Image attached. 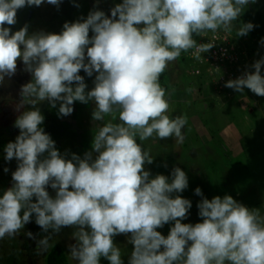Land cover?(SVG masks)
I'll return each instance as SVG.
<instances>
[{"label":"clouds","instance_id":"clouds-1","mask_svg":"<svg viewBox=\"0 0 264 264\" xmlns=\"http://www.w3.org/2000/svg\"><path fill=\"white\" fill-rule=\"evenodd\" d=\"M61 2L0 0V85L16 74L18 62L31 76L20 87L14 122L19 134L3 148L5 162L14 159L17 166L11 186L0 192V239L34 221L48 233L37 241L41 249L62 228H73L68 249L78 264H100L101 258L125 264L114 243L118 235L132 245L127 264H264V218L258 210L227 194L208 199L196 187L200 222H182L192 208L180 195L189 185L186 172L173 167L169 175L152 176L145 165L154 158L137 140L155 134L183 142L186 118L167 114L160 74L181 52L194 48L200 59L214 43L198 44L193 34L230 31L256 0H120L108 14L94 7L86 18L66 21L59 33H30L27 23L16 31L10 27L22 8ZM254 27L240 21L236 35ZM262 66L264 56L225 87L264 96ZM81 71L87 77L95 73L91 89ZM45 101L59 105L58 117L70 115L80 102L94 105L92 121L118 113L119 122L103 123L91 150L68 158L41 126L39 105ZM25 105L30 107L21 111ZM166 224L165 236L158 229ZM26 235L35 239L30 231Z\"/></svg>","mask_w":264,"mask_h":264},{"label":"rangeland","instance_id":"rangeland-1","mask_svg":"<svg viewBox=\"0 0 264 264\" xmlns=\"http://www.w3.org/2000/svg\"><path fill=\"white\" fill-rule=\"evenodd\" d=\"M119 2L120 0H99L97 4V0H74L73 6L68 12V22L76 21L81 17L86 18L94 7H98L108 14L110 8ZM69 4L70 0H62L59 6L42 4L37 8L38 16L32 23L25 21L22 8L21 12H17V23L10 27L16 31L27 23L29 27L32 26L33 31H41L43 26L51 24L53 27L49 28L48 32L59 33L62 30V24L59 23V17L54 18L58 14L67 13ZM253 7L250 14L252 12L254 15H261L264 11L262 5L258 4ZM248 8L250 9V7ZM248 8L245 7L242 10L241 16L233 22L230 31L218 29L216 32L209 30L203 34H193V39L196 42L203 37L209 38L212 34L229 36L228 41L237 48L240 57V75L245 70L253 71L254 69H251L250 66L257 60V54L249 35L241 37L236 35L240 21L244 22L243 18L245 17L243 16ZM245 21L249 22L247 19ZM201 58H194L192 51L188 50L181 52V55L169 62L166 67L168 83L164 90L169 105H173V99H178L177 97L183 95L187 100L183 101L186 104L181 103L178 111H173V107H169L167 112L170 118L176 116L186 118V124L182 129L183 142L178 143L175 137L159 139L155 134L143 141H140L138 137L137 140L151 156L159 157L155 164V175H169L173 167H182L181 169L188 173V188L180 195L191 200L192 208L188 219L182 222H200L197 207L193 206L201 200V197L194 192L196 187H200L203 196L208 199L217 195L221 197L226 194L231 195L248 208L258 210L260 217L264 218V96H258L247 88L243 92L222 88L214 70L213 57H211L212 59L208 58L207 54L202 53ZM231 61L233 62V60ZM80 75L85 77V83L91 89L94 86L95 73L93 77H87L81 71ZM194 78L198 81L200 90L196 88L195 91H191L188 81L194 80ZM30 79V74L24 72L23 65L18 62L16 74L11 78L6 77L4 91L3 88L0 90V143H3L0 144V167H2L0 168V192L11 186V173L17 166L14 159L5 162L3 148L8 142L14 141L19 134V129L14 127L15 119L19 115L17 111L20 102L19 92L21 85ZM29 107V105H25L21 111L28 110ZM39 107L45 117L41 126L53 140L58 137L57 143L64 147L60 153L68 158L73 153L83 156L85 152L90 151L93 135L103 123L109 120L113 123L119 122L118 113L105 116L103 121H92L91 113L94 107L92 103L74 102L73 112L66 117H58V104L56 108L51 109V116H48L47 108H50V105L46 101ZM113 115L117 118L113 119ZM193 115L198 116L202 121L199 127L208 137L207 140H211L210 144L202 145L200 134L199 136L196 134L198 137H195L192 124H189L193 122L188 119ZM55 146H57L56 143ZM180 165L186 167L183 168ZM5 167L9 169L7 173L3 171ZM145 167L148 170L152 168L150 165H145ZM49 193L55 194L53 190ZM168 228L165 229L164 226L161 233L166 236L168 232L165 230ZM73 230L71 227H64L56 234L59 239H55V242L65 250L68 264H78L70 257L68 249V245L74 243ZM29 231L33 232V236L36 231L39 233V238L44 236V232L42 233L33 221L25 225L24 229H21L15 236H5L0 239V264H44L40 260L42 256L35 263L33 261L35 258L29 255L31 253L28 254L29 250L25 252L22 248L23 242H27L28 247L34 244H31L32 240L26 235V232ZM49 242L51 244V241ZM114 243L120 249L121 258L127 264L132 245L125 235L114 237ZM100 264H108V261L101 258Z\"/></svg>","mask_w":264,"mask_h":264},{"label":"trees","instance_id":"trees-1","mask_svg":"<svg viewBox=\"0 0 264 264\" xmlns=\"http://www.w3.org/2000/svg\"><path fill=\"white\" fill-rule=\"evenodd\" d=\"M73 1L74 0H70V4L68 5V11H67V13H65V14H58V15L55 16L54 19H56L57 17H59V23H61L62 21H63L62 22L63 24L66 21L68 22V20H69V18H68V15H69L68 12H69L70 8L73 6ZM257 4H259V6L262 5V7L264 9V3L257 2ZM250 10L251 9H247L246 10L245 15L243 16V17H245V18H243V21L246 23L245 20L247 19V21L253 23L254 26H255L253 28V30H251L248 33V35H249L250 39L253 42L252 45L254 46L255 52L257 54V60H258L261 56H264V46H262L260 44V40L262 38H264V11H263V13H261V15H259V14L254 15L252 12L250 14ZM52 27H53V25H52ZM262 70H264V66H262ZM167 76H168V71H167V68H165V70L160 74V77H159V84H160V86L163 89L167 87V85H166L168 83ZM48 116H51L50 113H48ZM210 133L212 135V131L211 130H210ZM0 139H1V137H0ZM0 144H3V143L1 142ZM154 156H156V158H154L152 156L154 158V160H153V163L150 164V166L152 167L150 169V172H151V175L152 176H155V171H156L155 170V168H156L155 164H156L157 159L159 158V157H157V155H154ZM180 166H183V168L186 167L184 165H180ZM186 174L188 176V173L187 172H186ZM192 187L194 188V186H192ZM249 199H250V197H249ZM193 206L196 208V204H193ZM197 211H198V209H197ZM166 228H168V224L165 225V229ZM158 230L162 232V228L161 229H158ZM165 231L168 232L169 231V228L167 230H165ZM45 262H46V264H68V262H67V255H66L64 249L61 246H59V245H54V246H52L50 248V250H48V252L46 254V257H45Z\"/></svg>","mask_w":264,"mask_h":264},{"label":"built area","instance_id":"built-area-1","mask_svg":"<svg viewBox=\"0 0 264 264\" xmlns=\"http://www.w3.org/2000/svg\"><path fill=\"white\" fill-rule=\"evenodd\" d=\"M229 36H224L220 34H212L211 37H203L197 43H207L212 42L214 46L205 53L207 54L208 58L213 57L212 61L215 63V72L217 74L218 80H220V84L222 88L225 87L226 81L230 79H236L237 77L241 76L240 73V57L238 55L237 48H235L232 43L228 41ZM189 51L193 52L195 49H189ZM194 58H196L194 56ZM197 59V58H196ZM202 62V58L200 59ZM233 60V62L231 61ZM226 69L230 70L228 72ZM238 70V71H237ZM262 75H264V70H262Z\"/></svg>","mask_w":264,"mask_h":264},{"label":"flooded vegetation","instance_id":"flooded-vegetation-1","mask_svg":"<svg viewBox=\"0 0 264 264\" xmlns=\"http://www.w3.org/2000/svg\"><path fill=\"white\" fill-rule=\"evenodd\" d=\"M257 2H262V3H264V0H256V3H251V4H249L248 6H247V8L248 7H250V9H254V5H258L257 4ZM45 5L47 6L48 4L47 3H45ZM37 8L38 7H36V6H32V7H25V8H23L24 9V17H25V21L27 22V23H32L33 21H34V19L38 16V13L36 12L37 11ZM249 9V8H248ZM18 11H20V10H18ZM21 12V11H20ZM63 22V21H62ZM61 22V24H62V26H63V23ZM52 26H51V24H48V25H46V26H43L42 28H43V30H45V32H48L49 31V28H51ZM32 28V26H30L29 27V32L31 33L32 31H33V29H31ZM4 85H5V82L2 84V85H0V90H2V88L4 87ZM3 91H4V88H3ZM48 109V111H47V113H51V109H52V107H50V108H47ZM48 127V126H47ZM1 137V136H0ZM53 139V138H52ZM57 139H58V137H57ZM57 139L56 140H54V141H57ZM154 158H156V156H153ZM0 168H2V167H0ZM52 189H48V191L50 192ZM54 191V190H53ZM50 195H53L54 196V194H50ZM42 231V230H41ZM33 233V232H32ZM42 233H43V231H42ZM38 235H39V233L36 231V232H34V237H35V239H31L32 241H31V244H33L31 247H28V245H27V242H23L22 243V248L25 250V252H27L28 250H29V252H28V254L29 253H31V254H29V255H32V257H34L35 259H33V261L35 262V261H37L38 262V260H39V258L41 257V259L40 260H42V262H44V264H46V262H45V257H46V254H47V252H48V250H50V248L52 247V246H54V245H59V246H61L60 244H58V243H56L55 242V239L56 238H58V236H56V234H54V235H52L51 236V238H50V240L49 241H51V244H50V242H49V246L47 247V249H41L40 247H38L37 246V241L40 239L39 237H38ZM45 235H48V233H44V236ZM59 239V238H58ZM22 240V239H21ZM35 241V242H34ZM62 247V246H61ZM63 248V247H62ZM65 251V250H64ZM66 253V252H65ZM27 254V255H28ZM67 255V254H66ZM67 261H68V258H67ZM37 262H35V263H37Z\"/></svg>","mask_w":264,"mask_h":264},{"label":"crops","instance_id":"crops-1","mask_svg":"<svg viewBox=\"0 0 264 264\" xmlns=\"http://www.w3.org/2000/svg\"><path fill=\"white\" fill-rule=\"evenodd\" d=\"M188 84H189V87H190L191 91L192 90L195 91L196 88L198 90L201 89L200 85L198 84V81H196V78H194V80L188 81ZM175 88H176V85H175ZM171 98H176V97H171ZM177 98L178 99H173L172 100L173 101V105L172 104L169 105V107H173V111H178L180 109L181 105H182L181 103H184L183 101H187V100H185L186 97H184V95L180 96V97H177ZM77 103H79V102H77ZM184 104H186V103H184ZM175 113H177V112H175ZM188 119H189V121L191 120V122H193V123H189V124H192V127H193L192 129H194V131H195V137H198L199 134L202 137V140L200 141L202 143V145L206 146L207 144H210L211 140L210 141L207 140L208 137L206 135H204L201 127H199L200 122H202L200 120V118L198 116H196V115H193V116L189 117ZM196 134H198V136H196ZM55 143L57 144L56 148L59 151L64 149L62 144H60V146H59V143H57V141H55ZM69 143H70V141H69ZM61 145H62V148H61Z\"/></svg>","mask_w":264,"mask_h":264},{"label":"water","instance_id":"water-1","mask_svg":"<svg viewBox=\"0 0 264 264\" xmlns=\"http://www.w3.org/2000/svg\"><path fill=\"white\" fill-rule=\"evenodd\" d=\"M249 4H251V3H249Z\"/></svg>","mask_w":264,"mask_h":264}]
</instances>
